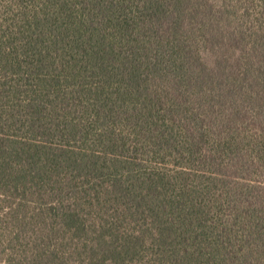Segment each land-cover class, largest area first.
<instances>
[{
  "label": "trees",
  "instance_id": "obj_1",
  "mask_svg": "<svg viewBox=\"0 0 264 264\" xmlns=\"http://www.w3.org/2000/svg\"><path fill=\"white\" fill-rule=\"evenodd\" d=\"M0 264H264V0H0Z\"/></svg>",
  "mask_w": 264,
  "mask_h": 264
}]
</instances>
